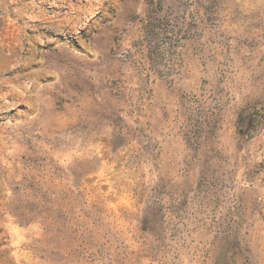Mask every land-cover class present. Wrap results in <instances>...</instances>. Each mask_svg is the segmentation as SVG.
<instances>
[{
  "label": "rangeland",
  "instance_id": "1",
  "mask_svg": "<svg viewBox=\"0 0 264 264\" xmlns=\"http://www.w3.org/2000/svg\"><path fill=\"white\" fill-rule=\"evenodd\" d=\"M0 264H264V0H0Z\"/></svg>",
  "mask_w": 264,
  "mask_h": 264
}]
</instances>
